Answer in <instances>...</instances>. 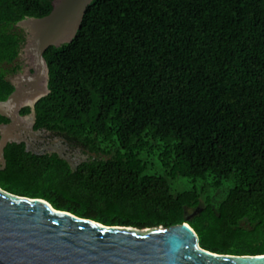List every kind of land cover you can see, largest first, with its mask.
<instances>
[{"label":"trees","instance_id":"obj_1","mask_svg":"<svg viewBox=\"0 0 264 264\" xmlns=\"http://www.w3.org/2000/svg\"><path fill=\"white\" fill-rule=\"evenodd\" d=\"M53 1L0 0V100L21 69L19 22ZM45 58L34 128L89 158L73 167L9 143L4 171L70 179L59 196L31 197L105 225L188 222L205 249L264 254V0H93L73 41Z\"/></svg>","mask_w":264,"mask_h":264},{"label":"water","instance_id":"obj_2","mask_svg":"<svg viewBox=\"0 0 264 264\" xmlns=\"http://www.w3.org/2000/svg\"><path fill=\"white\" fill-rule=\"evenodd\" d=\"M92 1L54 0L50 14L19 22L27 33L23 49L31 61L28 71L12 77L15 90L0 100V114L10 120L0 127L4 166L5 148L15 141L14 132L25 118L35 123L36 104L50 93L46 50L73 41ZM28 106L31 112L22 115ZM0 264H264V254L205 249L188 222L147 229L105 225L59 210L45 199L20 197L0 188Z\"/></svg>","mask_w":264,"mask_h":264},{"label":"rangeland","instance_id":"obj_3","mask_svg":"<svg viewBox=\"0 0 264 264\" xmlns=\"http://www.w3.org/2000/svg\"><path fill=\"white\" fill-rule=\"evenodd\" d=\"M30 61H31V57L26 54L24 49H22L21 54L18 57V60L16 61V63L21 66V69L15 75L11 76V78L18 77L20 74H23L26 71H28ZM25 121H29L28 118H25ZM28 126L29 127L32 126V121ZM46 135L49 137L50 141L55 143V146H53V144L51 145L46 143V141L48 140L45 139L42 140L41 138L43 136L41 135V131H37L36 137H33L32 141L38 143L39 145L44 143L45 146L41 148V150L46 149L50 152H60L62 155L68 157V159L71 162L70 164H72L73 167H76L79 163L89 158L87 154H84L82 152L81 148L68 146V144H66L64 141H61L62 139L60 137L58 136L56 137V135L54 134L49 133ZM0 169H2V171H0V188L4 191L18 195L20 197H29L32 199L38 198V197H31V195L37 194L36 191L38 190V187L51 188L59 196L63 191L66 192V188L67 186H69L70 179H68V177H65L63 174H61L62 171L59 170H56L55 174L51 173L50 175H48L49 179L43 180L42 177L44 174H38L37 172L17 171L14 170L13 168L12 170L4 171L3 169H5V166L3 164L0 167ZM48 176L45 173L44 178L45 177L47 178ZM65 198L68 199V201L65 202V206L75 207V201L76 202L78 201L75 198V191L73 192V194H70L68 192ZM51 204L55 207L53 203ZM61 204L62 201L60 202V205ZM204 239L207 243H213V244L216 243L215 240L216 237L214 236L213 238H209L206 236Z\"/></svg>","mask_w":264,"mask_h":264},{"label":"flooded vegetation","instance_id":"obj_4","mask_svg":"<svg viewBox=\"0 0 264 264\" xmlns=\"http://www.w3.org/2000/svg\"><path fill=\"white\" fill-rule=\"evenodd\" d=\"M12 78H10V80H11ZM23 110V109H22ZM21 114L22 115H24L25 116V114H23V112L21 111ZM10 122V120L9 121H6L5 123H9ZM4 123V124H5ZM31 123V121L29 120V121H23V122H21V124H20V127L14 132V139L13 140H15V141H13V142H17V143H24L25 144V147H26V150H28V151H33V152H35V153H39V154H44V153H54V152H50V151H48V150H46V149H42L41 150V148H43L44 146H45V144L43 143V144H41V145H39L38 143H36V142H34V141H32L33 140V137H36V133H37V131H41V135L43 136L41 139L43 140V139H45V140H48V141H46V143H48V144H53V146H55V143L54 142H52V141H50V139H49V137L46 135V134H49V133H51V132H49V131H47V130H45V129H42V130H36L35 128H34V124L32 125V129H31V127H29L28 125ZM28 127V128H27ZM52 134V133H51ZM41 137V136H40ZM57 137V136H56ZM59 137V136H58ZM61 138V137H60ZM62 140L61 141H64V139L63 138H61ZM13 142H10V143H13ZM41 142V141H40ZM65 142V141H64ZM66 143V142H65ZM9 144V143H8ZM67 144V143H66ZM33 145V146H32ZM68 146H70L69 144H68ZM59 154H60V156L61 157H64V158H66L69 162H70V160L68 159V157L67 156H64V155H62L60 152H58ZM84 154H86V153H84ZM88 156H89V154H87ZM74 157V156H73ZM71 163V162H70ZM72 165V164H71ZM73 166V165H72Z\"/></svg>","mask_w":264,"mask_h":264}]
</instances>
